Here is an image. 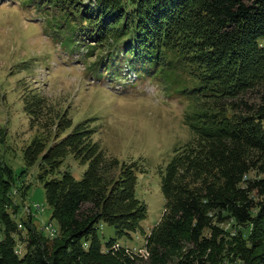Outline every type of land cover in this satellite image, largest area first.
Instances as JSON below:
<instances>
[{
	"label": "trees",
	"instance_id": "16d2710c",
	"mask_svg": "<svg viewBox=\"0 0 264 264\" xmlns=\"http://www.w3.org/2000/svg\"><path fill=\"white\" fill-rule=\"evenodd\" d=\"M35 1L61 11L75 39L87 38L88 57L103 45L107 53L121 47L187 100L191 137L173 150L162 175L164 211L146 237V263L202 264L224 238L219 224L226 220L249 226L251 236L264 232V0H95L92 8L83 0ZM97 161L82 182L56 198L47 193L61 239L47 253L30 235L35 246L22 263L133 264L136 257L122 250L101 251L99 223L129 231L137 219L122 221L126 208L115 210V201L91 186ZM131 179V172L122 176L113 198H126ZM0 218L8 221L4 209ZM10 243L0 237V264H7ZM243 259L264 264V248Z\"/></svg>",
	"mask_w": 264,
	"mask_h": 264
},
{
	"label": "rangeland",
	"instance_id": "374dc122",
	"mask_svg": "<svg viewBox=\"0 0 264 264\" xmlns=\"http://www.w3.org/2000/svg\"><path fill=\"white\" fill-rule=\"evenodd\" d=\"M83 3L92 8L95 0ZM61 14L35 0H0V171H10L5 186L0 178V216L4 209L8 217L0 218V237L11 240L7 264H24L35 246L30 235L51 253L61 234L47 193L56 198L82 182L93 160L91 186L112 198L115 210L126 208L122 221L137 219L129 231L99 223L101 251L122 250L136 257L133 264H147L146 237L164 211L162 175L173 150L191 137L187 100L121 47L107 53L103 45L88 57L87 38L75 39ZM127 172L131 192L117 200L113 191ZM219 226L224 238L202 264H245L244 255L264 248V232L251 236L249 226L232 220Z\"/></svg>",
	"mask_w": 264,
	"mask_h": 264
}]
</instances>
